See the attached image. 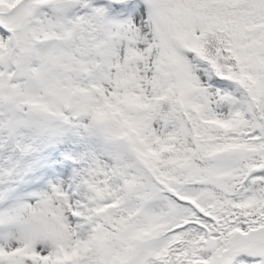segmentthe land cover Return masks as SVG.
<instances>
[{
	"label": "snow or ice",
	"instance_id": "6c2138e0",
	"mask_svg": "<svg viewBox=\"0 0 264 264\" xmlns=\"http://www.w3.org/2000/svg\"><path fill=\"white\" fill-rule=\"evenodd\" d=\"M0 264H264V0H0Z\"/></svg>",
	"mask_w": 264,
	"mask_h": 264
}]
</instances>
